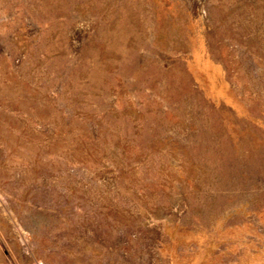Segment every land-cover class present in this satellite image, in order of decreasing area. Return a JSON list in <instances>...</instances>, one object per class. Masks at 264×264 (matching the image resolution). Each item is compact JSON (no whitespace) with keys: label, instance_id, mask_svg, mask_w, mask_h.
Returning <instances> with one entry per match:
<instances>
[{"label":"rangeland","instance_id":"1","mask_svg":"<svg viewBox=\"0 0 264 264\" xmlns=\"http://www.w3.org/2000/svg\"><path fill=\"white\" fill-rule=\"evenodd\" d=\"M0 264H264V0H0Z\"/></svg>","mask_w":264,"mask_h":264}]
</instances>
